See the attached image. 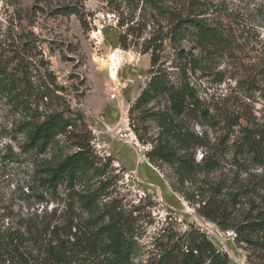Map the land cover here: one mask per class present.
Returning a JSON list of instances; mask_svg holds the SVG:
<instances>
[{
  "label": "rangeland",
  "instance_id": "rangeland-1",
  "mask_svg": "<svg viewBox=\"0 0 264 264\" xmlns=\"http://www.w3.org/2000/svg\"><path fill=\"white\" fill-rule=\"evenodd\" d=\"M68 1L0 0V31L14 35L6 45L16 51L9 53L14 57L10 68L24 74L18 73V99L30 93L27 99L38 102L40 110H63L74 120L70 133L59 134L45 152H38L27 146V116L21 104L0 95V212L3 225L21 234L18 254L27 258L22 263L20 256L0 257V264H42L43 250L54 242L66 218L74 212L87 216L62 188L58 195L42 193L43 201L39 191L27 190L34 185L38 169L77 150L78 143L91 147L103 173L76 188L97 190L100 203L111 204L131 217L138 242L134 264H146L161 248L188 232L211 240L228 255L230 264H264L263 247L235 242L230 228L221 229L201 216L196 204L172 188L170 165L150 162L147 153L152 144L139 140L133 130L132 124H137L147 129L146 136L156 131L144 110H134L131 121L128 112L150 77V52L142 51L150 29L134 25L127 35L131 42L124 48L118 35L126 32L127 25L117 23L128 9L120 0H72L77 3L71 12L65 8ZM165 2L168 6L184 3L194 17L218 27L226 36L223 49L209 53L187 36L179 46L193 54L197 67L188 65L184 71L174 67L178 62L169 41L164 44L161 61L169 77L190 82L206 111L207 117L198 119L188 113L186 124L195 131L205 130L213 140L232 133L230 124L236 120L241 125L264 127V0ZM80 16L86 19L84 26ZM157 19L164 29L169 24L160 15ZM114 51L117 59L111 77L109 55ZM51 80L59 88L54 91L58 97L42 101L33 95ZM111 92L115 97L111 98ZM212 119L220 122L218 126L211 128ZM223 166L229 177L239 176L244 182L238 212L251 217L264 212V158L242 165L238 176L229 164ZM60 237L65 238L64 234Z\"/></svg>",
  "mask_w": 264,
  "mask_h": 264
},
{
  "label": "trees",
  "instance_id": "trees-1",
  "mask_svg": "<svg viewBox=\"0 0 264 264\" xmlns=\"http://www.w3.org/2000/svg\"><path fill=\"white\" fill-rule=\"evenodd\" d=\"M76 3L69 0L65 8L68 12L76 11ZM120 4L128 9L127 16L117 23L119 27L127 25L126 32L118 35L120 46L125 48L130 44L127 35L134 25L141 24L143 30L150 29L142 50L150 52V77L128 110L130 121L134 119L133 111L139 109L144 110L155 124L156 131L151 136H146V128L132 124L138 139L152 144L147 153L148 160L169 164L172 188L196 204V211L201 216L221 229L230 228L235 234V242L264 248V212L253 217L238 212L245 190L238 172L242 165L253 160L261 162L264 158V127H249L236 120L230 124L232 133H224L214 140L205 130L195 131L186 124L184 117L191 112L194 119L207 117L200 98L190 82L182 78L172 80L161 61L164 44L169 41L178 62L174 67L184 71L190 65L195 69L197 64L193 54L181 49L180 43L191 35L203 52L218 51L225 45L224 32L202 18L194 17L182 2L180 6H168L165 0H120ZM159 15L169 19L165 29L157 19ZM79 20L84 26L86 19L80 16ZM13 36L12 32L0 31V95L21 104L27 116L24 122L27 146L43 153L59 134L70 133L74 120L63 110H40L38 102L27 99L30 93L22 100L18 99L16 83L18 73L22 75L23 72H12L10 64L14 57L11 58L9 53L16 51L6 47L14 40ZM56 90L59 88L51 80L48 86L43 85L33 95H39L44 101V98L58 97L54 94ZM212 122L211 128L220 123L215 119ZM224 163L234 169L237 178L223 172ZM102 173L91 147L79 143L77 150L64 155L55 164L37 170L34 185L27 190L39 191L37 195L43 201L42 193L58 195L62 188L73 195L77 207L87 215L74 212L66 218L54 242L43 250L42 264H134L138 242L131 217L111 204L100 203L97 190L76 188L87 185ZM61 234L65 238H61ZM21 242L19 232H10L3 225L0 212V257L24 258L18 254L17 245ZM26 259H22V263H26ZM146 264H230V261L228 255L207 237H194L188 232L161 248L157 257L150 258Z\"/></svg>",
  "mask_w": 264,
  "mask_h": 264
},
{
  "label": "bare ground",
  "instance_id": "bare-ground-1",
  "mask_svg": "<svg viewBox=\"0 0 264 264\" xmlns=\"http://www.w3.org/2000/svg\"><path fill=\"white\" fill-rule=\"evenodd\" d=\"M117 51H114V52L110 53V55H109V61H111V65H112L111 70H110V76L111 77H114V75H115V70L114 69H115V66H116ZM143 163L147 165V163H145V162H143Z\"/></svg>",
  "mask_w": 264,
  "mask_h": 264
},
{
  "label": "built area",
  "instance_id": "built-area-1",
  "mask_svg": "<svg viewBox=\"0 0 264 264\" xmlns=\"http://www.w3.org/2000/svg\"><path fill=\"white\" fill-rule=\"evenodd\" d=\"M115 95H116L115 92H111V93H110L111 98L115 97Z\"/></svg>",
  "mask_w": 264,
  "mask_h": 264
}]
</instances>
